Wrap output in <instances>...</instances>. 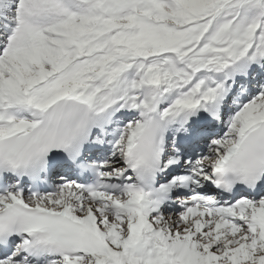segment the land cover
<instances>
[{"label":"snow or ice","instance_id":"obj_1","mask_svg":"<svg viewBox=\"0 0 264 264\" xmlns=\"http://www.w3.org/2000/svg\"><path fill=\"white\" fill-rule=\"evenodd\" d=\"M0 264H264V0H0Z\"/></svg>","mask_w":264,"mask_h":264}]
</instances>
